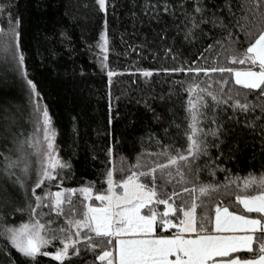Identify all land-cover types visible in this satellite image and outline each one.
Returning <instances> with one entry per match:
<instances>
[{
    "label": "trees",
    "instance_id": "obj_1",
    "mask_svg": "<svg viewBox=\"0 0 264 264\" xmlns=\"http://www.w3.org/2000/svg\"><path fill=\"white\" fill-rule=\"evenodd\" d=\"M196 6L203 8L202 16L194 11ZM186 13L198 22L209 21L193 29L187 38L192 25ZM262 14L264 0H106V10L99 8L97 0H0V49L18 43L15 50L24 56L25 73L23 78L16 60L0 50V264H31L4 233L6 228L27 222L32 212L29 205L36 203L32 189L39 164L38 157L31 155L33 150L25 145L31 161L27 175L19 168H6L4 160L19 155L18 142L35 126L29 80L56 130L58 157L70 165L58 168L56 179L36 188V195L92 185L93 199L89 202L98 206L100 202L94 197L105 192L109 168L114 180H122L137 158L148 168L156 162L167 163V157L158 154L165 150L175 154L186 145L187 89L199 84L197 91L206 89L200 94L210 104L208 93L227 101L214 111L221 134L219 139L207 138V155L190 161V167L178 162L187 183H179L178 176L166 183L169 177L161 178L157 171V190L164 185L162 194L179 193L174 198L179 206L192 200L193 194L184 188L214 186L217 191L201 198L206 207L196 210L198 218L201 214L210 218L209 232L217 205L247 214L236 203L237 184L230 181L264 172V96L260 90L235 84L234 72L247 70L249 65L230 60L241 56L264 30ZM11 30L18 33V41ZM102 36L107 39L106 51L99 47ZM201 67H225L233 72L197 75L165 71ZM145 71L152 75L145 77ZM110 72L113 75L109 76ZM222 80L228 83H218ZM234 100L255 110H234ZM207 126L215 128L216 124L209 122L205 130ZM163 171L175 174L176 166ZM72 200L80 207L78 201L84 198L76 192ZM153 206L159 212L165 209L164 205ZM64 208L67 215L69 206ZM36 217L42 223L55 220L52 227L65 224L64 216H56L49 208L37 209ZM178 217L183 218L182 212L166 219L178 225ZM174 231L157 228L159 234ZM57 246L58 241H54L45 251L54 253ZM78 246L80 255L72 256L70 248V258L63 264H100L92 252L84 250V243ZM248 255L241 252L232 256ZM36 264L59 262L39 256Z\"/></svg>",
    "mask_w": 264,
    "mask_h": 264
},
{
    "label": "snow or ice",
    "instance_id": "obj_2",
    "mask_svg": "<svg viewBox=\"0 0 264 264\" xmlns=\"http://www.w3.org/2000/svg\"><path fill=\"white\" fill-rule=\"evenodd\" d=\"M97 2L101 10H106V0H97ZM164 10L168 11L167 5ZM194 11L203 15V8L200 6H196ZM185 16L192 25L186 38L192 35V30L198 28L200 24L209 22L204 19L198 22L195 16H189L187 13ZM14 38L18 41V33L14 32ZM101 39L103 44L99 47L102 51H106L107 39L104 36ZM18 47L16 43L14 46H4L0 50L10 53L19 65H23L24 56L15 50ZM230 62L249 65L245 71L234 72L235 84L244 89L260 90V95L264 96V30H261L258 37L241 56L231 57ZM254 68L258 70H253ZM165 71L195 72L197 75L200 72H204L205 75L217 71L220 73L233 72L232 69L225 67L179 68ZM111 75L113 73L110 72L109 76ZM143 75L148 77L152 73L145 71ZM218 83L225 85L228 81L222 80ZM28 84L35 93V85L30 80ZM197 89H199V84L195 87L189 86L187 89L190 96L185 105L184 119L187 123L183 132L186 145L178 148L175 154H170L167 150L159 153L158 155L167 157V163L156 162L151 168L141 164L137 158V162L128 170L130 174L122 180H114L113 170L109 168L105 174L107 184L105 192L94 197L95 201L100 202L98 206L84 203V200L93 199L92 185L46 193L43 197L36 195V188L44 185L45 181L56 179L58 168L70 167L69 164L61 162L58 157L55 144L57 133L52 127L47 108H42L37 102L34 105L35 126L24 140L18 142L16 151L19 155L15 159L4 157L6 168H19L27 175L31 167L29 153L25 151V145H27L33 150L31 155L38 157L39 164L38 179L32 189L36 203L29 205L32 212L28 221L21 223L18 227L4 229L12 247L31 264H36L39 256H50L59 264H63L65 259L70 258V248L73 249L72 256L80 255L82 250L78 246L80 243H84V250L92 252L95 260H98L100 264H264V172L249 173L243 178L237 176L230 181L238 187L236 203L242 205L246 213L259 214L258 218L230 212L228 207L221 208L218 205L215 207L214 231L232 233V235L209 234L210 218L204 214L199 215V218L197 216V208L206 207L205 201L201 198L208 197L211 192L217 191L214 186L201 184L198 189L184 188V192L193 194L192 200L190 203L185 202L179 206H176L174 202V198L179 193L173 191L170 194H162L164 185L159 186L161 191L157 190L155 175L157 171L160 172L161 178L165 175L169 177L166 183L176 176L179 177V183H187L185 173L178 162L183 161L184 167H190V161L199 159L201 155H207L209 146L207 138L212 136L219 139L221 134L214 111L227 101L208 93L213 102L210 104L200 94L207 90L200 89L198 92ZM229 99L232 97L229 96ZM231 107L245 113L250 108L255 110L254 106L241 103L239 100H234ZM209 122L216 124V127L207 126L205 130ZM172 166H176L175 174L171 171L167 173L163 171ZM141 168L146 170H135ZM141 177L146 179L142 181ZM76 192L84 198L78 201L80 207H77L72 200ZM46 199L48 203H45ZM65 204L69 206L67 215H65ZM153 205H164L165 210L159 212ZM39 208H49L56 216H64L65 224L52 227L56 224L55 220L42 223L41 219L36 217V210ZM177 212L183 214V218L178 217V225L166 219L170 214L176 215ZM176 227L179 231L174 236L165 237L157 232V228L167 231L169 228ZM61 233L63 235H60ZM185 233L190 235L185 236ZM53 241H59L63 245L56 250L55 254L44 250L51 246ZM241 252L251 255L232 256L234 253ZM172 257L174 259H171ZM216 257L232 258L227 261H217Z\"/></svg>",
    "mask_w": 264,
    "mask_h": 264
},
{
    "label": "crops",
    "instance_id": "obj_3",
    "mask_svg": "<svg viewBox=\"0 0 264 264\" xmlns=\"http://www.w3.org/2000/svg\"><path fill=\"white\" fill-rule=\"evenodd\" d=\"M241 71H245V70H241ZM241 207H242V205H241ZM221 208H223V207H221ZM243 208V207H242ZM165 210V209H164ZM244 210V209H243ZM230 212H232L231 210H229ZM236 214H238V213H236ZM243 215H248L249 217H252V218H258V216H259V214H256V213H251V214H249V213H247V214H243ZM214 228H215V214H214V218H213V230L211 231V232H209V234H212V235H232V233H227V232H225V233H216L215 231H214ZM175 229V231L172 233V234H169V235H165V234H160V235H162V236H165V237H170V236H174L178 231H179V228L178 227H176V228H174ZM188 235H190V234H187V233H185V236H188ZM191 235H195V234H191ZM256 235H260V233H256ZM236 253H234V254H232V255H235ZM233 257H236V256H233ZM232 257H216L215 259L217 260V261H227V260H229V259H231ZM171 259H174V257H172Z\"/></svg>",
    "mask_w": 264,
    "mask_h": 264
},
{
    "label": "rangeland",
    "instance_id": "obj_4",
    "mask_svg": "<svg viewBox=\"0 0 264 264\" xmlns=\"http://www.w3.org/2000/svg\"><path fill=\"white\" fill-rule=\"evenodd\" d=\"M11 33L14 35L13 30H11ZM9 34H10V33H9ZM9 34H8V32H5V35H9ZM7 53H8V52H7ZM7 57H9L10 59H12L10 53H8V56H7ZM16 62H17V61H16ZM17 65H18V70H19V72L21 73L22 77L25 78V73H24L23 65H19L18 63H17ZM28 85H29V84H28ZM29 88L31 89L30 86H29ZM31 97H32L31 99H32V104H33V106L38 102V103L40 104V106H41L42 108H44V107L42 106V104L38 101L36 92L33 93L32 89H31ZM57 191H63V189H60V190H57ZM55 192H56V191H54V192H52V193H55ZM65 195H67V193H65ZM86 203H90L89 200H86ZM16 227H18V226H16ZM13 228H15V227H13ZM85 231H86V230H85ZM53 242H54V241H53ZM52 245H53V243H52ZM60 247H63V245L58 241V246L56 247L55 252H56V250H57L58 248H60ZM44 250H45V249H44ZM55 252L52 253V254H55Z\"/></svg>",
    "mask_w": 264,
    "mask_h": 264
}]
</instances>
